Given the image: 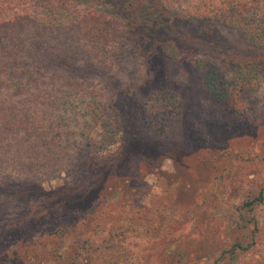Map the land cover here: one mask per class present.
<instances>
[{
	"label": "trees",
	"instance_id": "16d2710c",
	"mask_svg": "<svg viewBox=\"0 0 264 264\" xmlns=\"http://www.w3.org/2000/svg\"><path fill=\"white\" fill-rule=\"evenodd\" d=\"M154 1L178 11L214 39L211 57L192 56V67L203 88L220 103L221 115L247 116L251 106L246 96L264 84V66L241 57L229 38L234 36L248 51L264 49V0ZM107 3L0 0V264H121L124 255L116 238L126 229L134 231L143 220L149 228L145 214L172 219L166 207L140 211L136 197L121 187L125 179L136 181L154 172L163 154L127 158L123 173L113 177L108 200H101L97 188L81 185L83 165L111 158L116 152L111 146L120 147L131 126V82L120 84V69L129 44L134 54L140 52L137 25L125 11L117 13ZM131 15L160 19L147 3H140L138 16ZM169 43V57L175 59ZM138 100L143 127L156 143L162 141L169 119L179 111L175 95L148 88ZM54 181L58 183L52 187ZM25 185L33 187L37 199L17 209ZM202 198L204 203L206 195ZM8 203L16 207L9 209ZM229 208L237 214L235 233L212 264L253 249L264 187L236 204L214 195L212 214ZM209 216L203 210L200 218ZM62 217L91 220L85 219L87 226L64 242L62 233L75 226ZM98 233L101 236L93 239Z\"/></svg>",
	"mask_w": 264,
	"mask_h": 264
},
{
	"label": "rangeland",
	"instance_id": "374dc122",
	"mask_svg": "<svg viewBox=\"0 0 264 264\" xmlns=\"http://www.w3.org/2000/svg\"><path fill=\"white\" fill-rule=\"evenodd\" d=\"M140 3H147L149 11L157 13L160 19L152 21L148 16H138ZM107 4L117 13L125 11L137 25L135 34L140 52L134 54L129 44L120 69V84L125 80L131 82V126L128 138L111 158L83 165L81 185L97 188L103 194L101 200H108L113 177L123 173L127 158L156 153L172 157L176 161L175 175L156 172L163 178V195H151L143 177L136 181L125 179L122 183L121 187L136 197L140 211L151 213L166 207L172 219L145 214L150 219L149 228L143 220L135 225L134 231L126 229L123 237L116 238L117 249L124 255L121 264H212L213 256L220 249L228 248L237 216L232 208L224 209L222 214H212L214 195L236 204L244 195L252 196L259 186L264 187V84L246 96L251 106L247 116L233 119L221 115L217 111L220 103L203 88L199 72L191 63L194 55L211 57L214 39L200 33L178 11L154 0H108ZM131 14L137 15V19ZM229 40L241 57L253 58L264 66V49L248 51L234 36ZM168 43L176 50L175 59L169 57ZM148 88L167 89L179 102V111L169 119L163 139L158 143L139 118L138 95ZM208 167L209 171L204 170ZM21 189L22 200L17 209L37 199L33 187L25 185ZM113 198L115 194L111 201ZM8 204L9 209L16 207V203ZM203 210L211 216L201 219ZM257 216L259 226L253 249L236 253L233 259L219 264H264V208H258ZM61 219H68L70 224L74 221L75 226L62 233L64 242L87 226L85 219L91 220L90 217ZM171 224L174 226L170 228ZM91 236L97 239L101 233Z\"/></svg>",
	"mask_w": 264,
	"mask_h": 264
},
{
	"label": "clouds",
	"instance_id": "9594fccd",
	"mask_svg": "<svg viewBox=\"0 0 264 264\" xmlns=\"http://www.w3.org/2000/svg\"><path fill=\"white\" fill-rule=\"evenodd\" d=\"M99 139V137H98ZM119 148V143L111 146V151H116ZM157 161L158 168L156 171L144 175L142 181L146 184L149 193L151 195H163L162 177L156 174V172L167 173L168 175H175L176 173V161L170 156H160Z\"/></svg>",
	"mask_w": 264,
	"mask_h": 264
}]
</instances>
